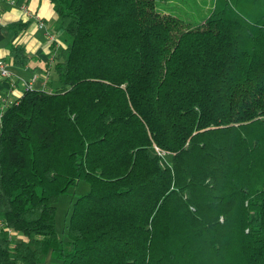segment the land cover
Returning a JSON list of instances; mask_svg holds the SVG:
<instances>
[{
    "label": "trees",
    "instance_id": "1",
    "mask_svg": "<svg viewBox=\"0 0 264 264\" xmlns=\"http://www.w3.org/2000/svg\"><path fill=\"white\" fill-rule=\"evenodd\" d=\"M51 1L58 84L0 110V264H264V0Z\"/></svg>",
    "mask_w": 264,
    "mask_h": 264
},
{
    "label": "crops",
    "instance_id": "2",
    "mask_svg": "<svg viewBox=\"0 0 264 264\" xmlns=\"http://www.w3.org/2000/svg\"><path fill=\"white\" fill-rule=\"evenodd\" d=\"M59 24L51 0H0V57L8 62L12 73L8 78L0 77V110L5 99L12 101L23 93L25 81L33 74H38L33 88L54 86L49 72L51 63L54 54L67 45V37ZM49 34L53 36L51 39ZM15 45L24 48L23 63L13 61L10 49ZM45 72L48 73L46 80ZM42 264H58V261L46 255Z\"/></svg>",
    "mask_w": 264,
    "mask_h": 264
},
{
    "label": "rangeland",
    "instance_id": "3",
    "mask_svg": "<svg viewBox=\"0 0 264 264\" xmlns=\"http://www.w3.org/2000/svg\"><path fill=\"white\" fill-rule=\"evenodd\" d=\"M156 3L161 9H168L180 16L196 20L206 12L205 9L208 6L209 0H156ZM49 72L55 86L58 84V80L54 69V62L51 63ZM88 189V182L79 180L76 184L69 185L68 188L58 196L55 209V229L60 237L65 238L67 235L73 200Z\"/></svg>",
    "mask_w": 264,
    "mask_h": 264
},
{
    "label": "built area",
    "instance_id": "4",
    "mask_svg": "<svg viewBox=\"0 0 264 264\" xmlns=\"http://www.w3.org/2000/svg\"><path fill=\"white\" fill-rule=\"evenodd\" d=\"M40 24H43L42 21H40ZM50 39L53 37L51 34H49ZM11 71L9 69V64L7 61H5L3 58L0 57V77H10L11 76ZM38 74H33L30 80L25 81V88H33L34 81L37 79ZM48 78V73L45 72L44 75V80ZM7 102V99H5V104ZM10 102V101H8ZM7 102V103H8ZM3 108V107H2ZM1 108V110H2ZM1 112V111H0Z\"/></svg>",
    "mask_w": 264,
    "mask_h": 264
}]
</instances>
